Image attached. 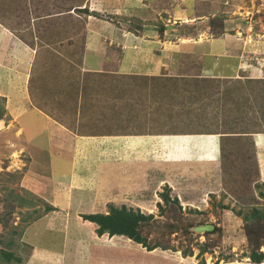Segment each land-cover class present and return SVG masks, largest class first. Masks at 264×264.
<instances>
[{
  "label": "rangeland",
  "instance_id": "obj_1",
  "mask_svg": "<svg viewBox=\"0 0 264 264\" xmlns=\"http://www.w3.org/2000/svg\"><path fill=\"white\" fill-rule=\"evenodd\" d=\"M66 1L0 0V28H5L19 39L18 49L13 47V50L27 52L32 60L33 56L37 55L40 58L51 56L50 60L43 58L39 61L41 66L47 62L52 66L49 70L44 68L43 73L48 75L40 76L38 71L30 70L32 61L29 56L30 61L24 68L26 83L22 82L19 90H14L10 84L12 88L5 86V91L0 92V139L9 136L6 142L17 146L19 138H33L40 140L37 142L44 146L41 140L45 137L36 136V117L25 113L30 107L28 104L32 106V97L34 103L40 104L39 114L47 112L49 117H46L51 118L55 117L53 112L66 110L63 103L67 102V98L71 102L72 95H78V92L73 93L71 87H68L69 96L62 99L63 92H58L57 88L51 89L52 86L46 82L50 79L47 76L52 75L51 70L56 67L65 79L68 75H77L81 58L79 55L83 51H100L104 58L106 55L107 58L112 55L108 58L109 65L112 62L120 63V71L128 74L132 63L130 60L134 62L133 56L126 59V54L123 58L122 53L117 58L119 46L107 37H111L109 32H113L114 28H122L132 34L135 33L134 29L142 28V25L157 27H154V30L158 42L168 36L162 43L166 54L158 61H138L136 65L139 71L132 73L138 76L94 80L90 88L83 85L80 91L84 98L80 99L85 102L78 101L76 109L79 113L74 116V122L67 123L69 126L66 127L74 139L84 133L89 135L98 132L100 136L101 133L116 136L145 130L153 136L143 144L131 139L123 142L112 136L107 137L108 141L96 140L95 136H91L87 140H91V143L78 147L80 151L72 157L73 162L69 163L68 170L71 168L73 179H59L76 182L75 178L83 176L80 185L85 182V185L89 186L88 195L77 203H72L71 210L63 208L62 211L55 210L52 205L44 203L41 199L29 197L27 193L29 178L44 182L40 177L47 170V165L35 169L31 166L30 155L21 148L14 149L10 155L5 153L1 140L0 248L12 251L13 255L22 260L21 264L26 263L25 259L30 255L31 249L27 246L29 242L25 238V231H32L37 225L42 229L41 226L46 224L48 230L58 231L55 234L50 232L42 235L41 241L46 243V246L54 249L66 247V264H88L89 260L79 256L89 252L86 250L88 232L92 237L95 234L92 226L80 216L107 212V206L112 205L115 208L123 206L152 216L151 222H146L141 228V234L147 244L158 246L150 251L139 244H132V241L127 243L125 238L102 234L104 243L110 244L112 241L115 244L134 246L152 256L150 260L136 257L135 264H154L155 261L162 264H176L182 261L187 264H199L200 261L204 264H251L247 258L249 251L256 247L260 252L264 251V220L252 224L248 220L244 222L242 216H248L253 210L264 217V203L259 197L260 192L264 193V80L249 81L242 78L243 82H236L227 77V50L219 41L224 42L226 37L227 42L232 40L234 45L230 51L234 50L235 53L244 54L247 50H253L256 54L264 52V49H256L264 46V0H167L162 3V13L158 12V5L150 10L151 4H143L144 1L141 3V0H130V3L124 4L121 0ZM72 7H84L86 12L91 11L89 20L94 24L93 29L100 30L102 26L104 31L100 42L97 37L93 41L90 38L83 41L85 14L77 12L78 10L72 11L73 9L67 11ZM113 8L118 10H112ZM159 17H162L163 24L155 20ZM86 21L88 23L87 19ZM159 26L166 29L164 34ZM196 34H204L202 39L209 37L220 47L219 57L216 62H211L210 66H206V61L201 64L198 57L197 61L196 57H191L194 51L187 46L198 44ZM175 43L177 45H174ZM209 44L212 45V42ZM111 52L113 54H110ZM59 56L74 60L65 67L59 64L62 59ZM78 56L79 59L76 60ZM240 57L242 55L237 59ZM96 61L100 64L99 60ZM253 62L257 68L264 69V58L254 59ZM149 63H155V66L164 71L161 75L167 78L162 79L160 85L156 82V79H160L159 76L150 78L141 74V70ZM240 72L246 73L243 66ZM211 75L215 79H212ZM40 81H43V84H40ZM196 85L206 87L205 95L190 93L195 90ZM163 86L168 88L160 90ZM40 87L41 91L38 92ZM10 88L12 91H9ZM39 94V97L35 96ZM104 98H108L110 102L114 98L118 105L112 108L111 103L102 102ZM149 99L153 100L152 104ZM93 103L98 107H94ZM161 105L173 108L177 120L175 118V121H165L160 112H156L153 120L148 117L154 106ZM97 117L103 121L100 129L97 127ZM85 123L94 126L91 130H85V127H82ZM5 124L9 128L18 127L25 132L18 130L11 133V130L3 126ZM166 131L209 133L219 140L218 147L222 150L225 148L226 151H222L224 156L216 157L213 161L212 148L206 152L202 149L201 141H191L183 152H178V156L170 148L172 145L168 143L167 137H157L164 135ZM252 132L260 133L254 143L255 149L249 137ZM46 133L48 135L47 131ZM52 134L55 135L54 131ZM227 137L238 139L230 142ZM10 140L16 142L12 143ZM55 140L57 142L50 143L48 147L54 146L52 150L57 151L59 139L56 137ZM61 155L63 157L51 161V167L56 172L67 169L65 157ZM31 173L34 174L32 177ZM66 188L69 191L71 187ZM163 194L168 198L167 203L160 197ZM92 196L96 197L95 202L91 201ZM173 198L177 200V204L172 201ZM68 212L69 216H61ZM73 224L77 228H84L87 233L79 229L71 230ZM204 224L212 225L213 229L199 234L192 231V227ZM172 226L177 228L171 229ZM187 226L191 227L189 232L185 233L183 228ZM61 229L63 233L60 232ZM243 229L251 233L249 239L242 234ZM99 239L97 237L96 240ZM199 247L205 250L200 255ZM103 249L93 251L92 259L102 260V256L105 259L114 257L102 251ZM76 251L80 254L77 255ZM116 261L119 262L114 259L109 262L112 264ZM0 264H4L1 259Z\"/></svg>",
  "mask_w": 264,
  "mask_h": 264
},
{
  "label": "crops",
  "instance_id": "obj_2",
  "mask_svg": "<svg viewBox=\"0 0 264 264\" xmlns=\"http://www.w3.org/2000/svg\"><path fill=\"white\" fill-rule=\"evenodd\" d=\"M63 1L64 0H62V2ZM67 1H71V0H67ZM67 1H66V3H67ZM163 1H167V0H141V3L143 2V4H148V5L151 4L150 10H152L153 6L155 7L156 5H158L157 6V8H159L158 12L162 13V12H160V9L162 8ZM130 2H131L130 0H121L122 4L130 3ZM63 6L65 7V5H63ZM73 7L71 9H68L67 11L72 10ZM76 10H78L77 12H81V13L85 14V18L88 20V23H87L86 19L83 20V22H84L83 23L84 26L82 29L83 30V34H82L83 41L85 39H88V38H90L93 41L97 37L98 41L100 42V40L104 36V33H103L104 31L102 30V26H101L100 30L93 29L94 24L91 22V20H89V17L91 16L90 15L91 11L86 12L87 10L84 9V7L75 8L72 11H76ZM112 10H118V8H113ZM158 12H155V13L158 14ZM146 13H148V12H146ZM155 20L156 21L159 20V22L161 24H163L162 17H159ZM119 25H121V24L119 23ZM154 27H156V26H154ZM154 27L152 25H144V26L142 25V28H137V30L134 29L133 31L135 33L132 32V34H131V32H129L125 29H122V28H120V29L114 28L113 32H109L111 34V37H107V38L112 39V41L117 46H119V48H118L119 53H117V58L122 53L124 54L123 58L125 57V54H126V57H125L126 59H128V58L130 59V58H132V56L134 58V62L132 60H130V62H132V63L130 64L131 65L130 70L127 72L128 74H125L126 72L123 73L122 71H120V67H121L120 63L116 64L115 62L111 61L112 63L109 65L108 64V62H109L108 58L109 57L111 58L112 55L109 56L108 58L106 55L104 58L103 53H101L100 51H83L79 55L81 58H80V62H79L80 64L77 63V64H79L78 65L79 67L77 69V75L75 74L76 76L75 75L73 76L71 74V75H68L69 77L65 79V76H63V77L61 76V74L63 75V73L60 72L59 69H56V67H54L53 70H51L52 75L47 76V77H50V79L46 80V82H48L49 85L52 86L51 89L54 90L57 88L59 90L58 92H63L64 95H63L62 99L65 96H67V97L69 96V95H67L70 91L68 89V87H71V90L73 93L78 92V95L73 96L72 94H70V95H72L71 102H70V99L67 98V102L63 103V106L65 107L66 110H64L60 113L59 112H53L52 110L48 109V111H52L54 116H55V117H51V118H48L49 116L47 115L48 114L47 112H42V115L39 114L40 113V111H39L40 104L38 102L34 103V98L32 97V100H33L32 106H31V104H28V105H30V107L28 108V111L25 113L28 114V116L32 114V115H34L33 116L34 118L36 117V119L33 118L34 122H35L34 124L37 125L36 136H44L45 137L44 139L41 140L44 142L43 143L44 146L37 142L40 140L36 141L33 138H29V139L26 138L25 140L19 138V140H18L19 144H18V142H16V140H14L16 142L17 146H11V144L9 142H6V139H8L9 136H3V138L0 139V142H1V140H3L2 148H4L6 150L5 153L10 155L12 152L15 151L14 149L18 150L19 148H21V149H24L30 155L31 166H34L35 169H37L38 167H42V165H47V170L44 171L42 173V176L40 177V178L44 179V182L41 183L37 180L29 178V183L27 185V189H28L27 193H29V197H31L35 200L41 199L44 203L48 202L47 204L52 205V207L55 208V210L56 209L61 210L63 208L71 210L70 206H72V203H77L82 197L88 195L87 189L89 188V186L85 185V182H83V184L80 185V183L83 179V176H81V178H75L77 180L76 182L73 180L64 181V180H59V179L60 178L65 179L68 177H69V179H73V174L71 172L72 171L71 168L68 170V167L73 162L72 157H75L76 154L80 151V150L78 151V147H80L82 144H84V146H87V145H89L88 143H91V140L89 142H87V140L90 139L91 136H95L96 140H100V139L107 140V137H111L112 135H109L107 133L105 135V134H102L101 132H100L101 136L98 132H94L96 134L90 133L89 135H86L84 133V135L81 134V135L77 136L78 139H76V138L74 139L70 136L69 130L66 127V126H69V125H67V123L72 124L74 122V116L79 113L78 109H76V105H77L78 101H80L81 103H83V101L85 102V100L82 99V101H81V99H80V98H84L81 95L83 85H85L86 88H90L91 83L94 80H99V79H110L111 80V79H114L115 77L118 78L120 76H134V77L138 76V75L132 74L134 71H139L138 67L136 65V63L138 61H142V60H144V61L145 60H147V61H158L164 54H166L165 51L163 50L162 43L166 41L168 36L163 37L161 39L162 42H158L156 40V36H155L156 30H154ZM159 27H161L160 31L162 30V32H163L162 34H164L166 32V29H162V26H159ZM88 28H89V30H88ZM204 34H206V33H204ZM204 34H202V35L196 34L195 38H196L198 44H189V46H187V47H190V49H192L194 51V54H191V57H196V61L198 60L197 59V57H198L199 59H201V60H199L201 62V64H202V61H206L207 62L206 66L207 65L210 66V63L216 62L215 61V60H217L216 58L219 57L220 50H218V49L220 47L217 46V44H216L217 42L211 40L209 37L202 39L204 37ZM113 35H115V37ZM197 38H199V39H197ZM175 40H177V38H175ZM223 40H224V42L219 41V43H222L224 49L227 50V54H226L227 55V62H228L227 67L229 70L228 73H227V71L225 72L227 74V77H231L233 79L232 81H236V82H243L242 78H244L245 80H249V81L250 80L251 81H253V80H264V74H263L264 69L257 68L256 63L253 62L254 59L258 60L260 58H264V52L260 51L261 53H259V54H256L253 50L252 51L247 50V52H244V54L238 53V52L235 53L234 50H233V52H231L230 50H232V49H230V48L233 47L234 42L232 40H228V42H227V37ZM210 41L212 42V45L209 44ZM18 42H19V39L16 38L13 34L8 32L3 27L0 28V92L5 91V86L6 87L10 86V84H11V86L13 85L14 90H19V87H22L21 83L22 82L26 83V79L24 77H27V75L24 72V68H25V64L27 67V63L30 61L31 56L29 55L30 56V59H29L27 52L24 53L23 50H21V51L13 50V47H15V48L18 47L17 46ZM174 45H177V43H175ZM227 45H228V48H227ZM176 47L177 46H175V48ZM165 48H166V46H165ZM205 49H206V51H205ZM256 49H264V46L261 45L259 48H256ZM30 51L33 52V50H30ZM247 53H249V54H247ZM110 54H113V53L111 52ZM241 55H242V57L237 59ZM245 55L248 57H245ZM79 56L76 60L79 59ZM50 57L51 56H46V57L43 56L42 58H40L39 55H37L36 57L33 56V60L31 59L32 63L30 64V66L28 64V66L30 67V70L31 71H33V70L38 71L40 76L42 74L43 77L48 75V74L45 75L43 73V71L46 68H47V70H49V68L52 67V66H50V62L43 64L44 66L46 65L45 67H43V65L41 66V64H40L39 59L41 61L43 60V58H47V60H50ZM59 57L62 58L61 61L59 62V64L64 65L65 67L67 66V64L68 65L70 64L69 62H72L74 60L73 58H67L66 56H63V57L59 56ZM93 58H94V62H92ZM96 60H99L100 64ZM113 60H114V58H113ZM53 65H54V63H53ZM155 65H156L155 63L146 64L144 69L141 70V72H143L141 74L145 75L147 77L150 76V78L159 76L160 79H156V82H158L157 84L160 85V83H162V81H163L162 79L167 78V77L162 76L161 74L164 71ZM242 66H243V68H245L246 73L240 72L242 69ZM109 67H111V68L108 70ZM39 68H42V69H39ZM40 72H42V73H40ZM54 72L56 74H54ZM225 73H224V75H226ZM142 75H139V76L145 77ZM210 77H212V79H215L213 75H211ZM133 81H135V80H133ZM249 81H248V83H251ZM42 82L40 81V84H43ZM17 84H18V86H17ZM11 88L9 89V91H12ZM167 88L168 87L163 86V88L160 87L159 89L160 90H166ZM194 88L196 91L193 89L192 92H190V93H193V94L196 93L198 96L205 95V88H206L205 86H197L196 85V86H194ZM250 88H252V87H250ZM75 89H78V90L76 91ZM151 90H153V88ZM39 91H41V87L38 90V92ZM141 91H143V90H141ZM152 92L154 93V90ZM35 96L39 97L40 94L35 95ZM78 99H80V100H78ZM149 100H150L149 103L152 104L153 100L152 99H149ZM102 102H104L106 104L111 103L112 108H114L115 106L118 105V102L116 103L114 101V98L111 99V102L108 98H104V99H102ZM163 105H165V100L163 102ZM163 105L154 106L148 117H151L153 120L154 117H156V115H155L156 112L157 113L160 112L163 114V116H161V117L165 121L170 122V121L177 120L178 117L176 115V112H174V109L165 107ZM69 106H72L73 108L70 109ZM93 106L98 107V106H96L95 103H93ZM157 107H159L160 109H157ZM74 109H75V111H74ZM56 114H58V115H56ZM46 115L48 117H46ZM71 117H72V120L70 119ZM158 118H160V117H158ZM69 120H71V123L69 122ZM97 120H99L97 127L100 129V128H102L101 125H102L103 121L101 122L99 117H97ZM3 126L7 127L6 124ZM93 126L94 125H91L90 123H88V124L85 123V125L82 124V127H85V130H91L93 128ZM7 129L11 130V133H14V132L16 133V131H18V130L21 132H25V131H23V129H18V127H15V128L7 127ZM46 131L48 132V135H46L47 134ZM52 131H54L55 135L52 134ZM4 133H5V131H4ZM259 134H260L259 132H255V133L252 132L249 136L251 138V142L253 143V148L255 145L254 143L257 140V136ZM51 136H53L54 138H52ZM152 136H153V134H151L150 132L145 130V132H134L131 134L124 133L122 135H116V136H112V137H115V138L117 137V139H121L123 142H127L131 139L138 144H143L145 141H147V139L148 140L151 139L150 137H152ZM16 137H18V136H16ZM56 137H57V139H59V148L56 146L58 148V150L54 151V150H52V148L54 146H51V148H49L48 145L50 143H52V144L56 143L57 142L55 140ZM61 137L63 138L62 140H61ZM100 137H102V138H100ZM157 137H159V138H162V137L166 138L167 137L168 143L172 145V147H170V148L172 149L173 152L177 153L178 156H179L178 152H183V150L186 149L187 144L191 143V141H201V143L203 144L202 149H204L206 152H207V150L212 148L213 154L212 155L210 154V155L212 156L213 161H214V159H216V157L219 158L221 156H224V154H222V151L225 150V148L222 150L221 147H218V141L219 140L218 139L216 140L215 139L216 136L213 137L209 133L199 134V133H194V132L193 133H182L181 131H178V132L177 131H173V132L166 131V132H164V135L160 134V136L158 135ZM192 138L203 139V140H191ZM227 139L230 142L231 141L234 142L238 138L227 137ZM242 139H244V138L242 137ZM228 140H227V142H229ZM244 140L246 141L247 139H244ZM247 141L250 143L249 140H247ZM66 142H68V143H66ZM67 145H69L68 146L69 149H67ZM75 145H77L76 150L74 148ZM215 145H217L216 148L214 147ZM72 146H73V148H72ZM11 147H12V149H11ZM83 150H86V149H83ZM165 151H167V150H165ZM0 152H1V147H0ZM61 154H63L65 157V160L67 162V169L65 171H62V172L61 171L56 172L51 167V161L54 162V160L56 158L63 157ZM37 165H39V166H37ZM48 168H49V170H48ZM35 169L33 171H35ZM33 175L31 173V177ZM62 177H64V178H62ZM66 187H71V188L68 191V189ZM75 188H78V189H75ZM91 201L95 202L96 197L92 196ZM50 213L52 214L54 212H50ZM95 213H102V212H95ZM103 213H106V212H103ZM88 214H93V213H88ZM69 215H70V212L62 214L61 216H69ZM82 215H86V214H82ZM38 220H40V218ZM84 222H86L88 225H91L92 230L94 232L95 225L93 223H90V222L85 221V220H84ZM41 227H43V228L41 229L40 226L37 225L34 230L30 231L27 229L25 231V233L27 235L25 238L29 242V244L27 246L31 249V253L28 257H26L25 260H27V261L24 264H27V263H31V264H66L67 263L66 247L65 248L60 247V248L54 249L53 247L46 246V243L41 241V237L43 234L47 235L50 232H54V234H55L58 231L57 230L52 231L51 229L48 230L46 228L47 227L46 224L44 226H41ZM72 229L73 230L79 229V230H83L84 232H86L84 230V228L83 229L77 228L75 226V224H73V226L71 227V230ZM30 232H31V234H30ZM60 232L63 233L62 229L60 230ZM103 235H101L102 236L101 237V236H97L95 234V236L92 237L90 232H88L86 250H88L89 252L82 255V256H79V257H83V258L89 260L88 264H110L109 261H111L113 259L119 260V262L116 261L112 264H135V260H136L135 258L136 257H140V259H148V260H150L152 257L150 254L142 252V250H138L134 246H133L134 247L133 248V247H130L126 244H124V245H121L120 243L115 244L112 241L110 244L104 243V240L102 239ZM97 237L100 239L96 240ZM111 237L125 238L123 236H111ZM125 240L127 241V243H128V241L131 242L129 239H126V238H125ZM21 241H23V240H21ZM131 243L134 245L136 244L133 242H131ZM98 248L99 249L104 248L102 251L107 252L108 254H112L114 257L110 258V259H105L102 256L101 257L102 260H96V258L92 259L93 258L92 257L93 251L97 250ZM78 250H80V249L78 248ZM76 253H77V255L80 254L79 251H76ZM79 257H77V259ZM90 259H91V261H90ZM73 262H75V261H73ZM263 263H264V261H262L259 264H263ZM154 264H162V263L155 261ZM176 264H187V263L182 261V262H177ZM222 264H224V263H222ZM230 264H233V263H230ZM236 264H238V262H236ZM251 264H253V263H251Z\"/></svg>",
  "mask_w": 264,
  "mask_h": 264
},
{
  "label": "trees",
  "instance_id": "obj_3",
  "mask_svg": "<svg viewBox=\"0 0 264 264\" xmlns=\"http://www.w3.org/2000/svg\"><path fill=\"white\" fill-rule=\"evenodd\" d=\"M160 197L164 203L168 202V198L166 195L163 194ZM259 197L263 199V203H264V193L262 194L260 192ZM172 201H174V203L177 204V200L175 198H173ZM263 211H264V207H263ZM80 217L83 220L93 223L95 225L96 228L94 230V233L97 236H101L102 234H107V236H123L126 239L132 241L133 243L141 245L147 251H150L158 247V246L148 245L145 237H143L141 234V228L144 226V224L146 222H151L152 220V216L150 214L144 215L140 213L138 210L126 209L123 206L115 208L112 205H108L106 213L86 214V215H81ZM261 217L263 216H259L255 211L252 210V212L248 216H242V220L244 222L248 220L252 222V224L255 223L258 224L261 220H264V217L263 218ZM190 227L191 226H187L185 229L183 228V231L185 233L189 232ZM176 228H177L176 226L171 227V229H176ZM254 230L256 231V229ZM250 232L253 231L250 230ZM242 234L245 236V238L249 239L250 237L249 234L251 233H248L246 232L245 229H243ZM8 244L10 245L9 242ZM204 252L205 250L203 248L200 247L198 248V255ZM247 258L251 263L259 264L262 261H264V251L260 252L258 250V247L251 249L249 251V254L247 255ZM0 259L1 262H4V264L22 263V260L20 258L13 255V252L10 250L6 251L5 248H0ZM199 264H203V262L200 261Z\"/></svg>",
  "mask_w": 264,
  "mask_h": 264
},
{
  "label": "water",
  "instance_id": "obj_4",
  "mask_svg": "<svg viewBox=\"0 0 264 264\" xmlns=\"http://www.w3.org/2000/svg\"><path fill=\"white\" fill-rule=\"evenodd\" d=\"M213 229L212 225L209 224H204V225H198L192 227V231L199 234V233H204V232H209Z\"/></svg>",
  "mask_w": 264,
  "mask_h": 264
}]
</instances>
